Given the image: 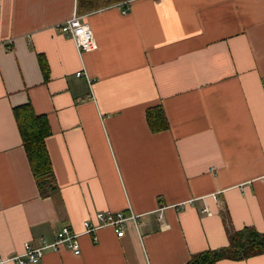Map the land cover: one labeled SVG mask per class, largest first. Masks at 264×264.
<instances>
[{
  "label": "crops",
  "instance_id": "0c3cea01",
  "mask_svg": "<svg viewBox=\"0 0 264 264\" xmlns=\"http://www.w3.org/2000/svg\"><path fill=\"white\" fill-rule=\"evenodd\" d=\"M75 14L96 51L60 31ZM28 103L51 125L48 197L14 116ZM155 106L169 123L156 134ZM263 177L264 0H0V257L69 228L81 255L39 264H187L229 245L225 216L264 233ZM108 211L137 220L120 238L84 233Z\"/></svg>",
  "mask_w": 264,
  "mask_h": 264
},
{
  "label": "trees",
  "instance_id": "16d2710c",
  "mask_svg": "<svg viewBox=\"0 0 264 264\" xmlns=\"http://www.w3.org/2000/svg\"><path fill=\"white\" fill-rule=\"evenodd\" d=\"M40 62L45 80H49V64L41 56ZM13 111L32 174L37 181L41 195L48 197L58 190L46 145V139L52 135L49 120L47 116L37 114L30 103L16 107ZM146 118L149 128L155 134L169 129L162 106L149 108ZM225 223L229 245L194 254L187 264H217L224 259L241 261L264 254V233L254 228L235 230L227 216H225Z\"/></svg>",
  "mask_w": 264,
  "mask_h": 264
},
{
  "label": "built area",
  "instance_id": "2783aa9c",
  "mask_svg": "<svg viewBox=\"0 0 264 264\" xmlns=\"http://www.w3.org/2000/svg\"><path fill=\"white\" fill-rule=\"evenodd\" d=\"M157 2L163 0H155ZM123 14L128 12L125 8L122 10ZM63 35L71 39L77 49L82 52H93L98 49L95 35L88 24L84 22V17L73 15L71 19L59 26ZM78 77H84V73H77ZM86 76V74H85ZM264 180V177H263ZM164 208L159 210V217L162 219ZM130 220H137L133 214L126 216L121 212H98L96 213V223L85 221L83 223L84 233L93 234L101 228H112L117 236H124L125 224ZM79 234L70 230L69 228L62 229L54 242L43 240L41 246L33 248L29 243L24 244V252L14 257L4 258L0 257V264H39L48 252H60L62 250H69L75 255H81V246L79 242Z\"/></svg>",
  "mask_w": 264,
  "mask_h": 264
}]
</instances>
